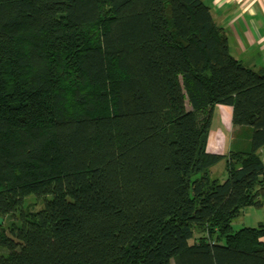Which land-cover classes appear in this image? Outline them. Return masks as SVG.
Returning <instances> with one entry per match:
<instances>
[{
	"label": "trees",
	"instance_id": "obj_1",
	"mask_svg": "<svg viewBox=\"0 0 264 264\" xmlns=\"http://www.w3.org/2000/svg\"><path fill=\"white\" fill-rule=\"evenodd\" d=\"M219 104L249 148L208 150ZM262 147L264 66L203 0H0V264H264Z\"/></svg>",
	"mask_w": 264,
	"mask_h": 264
},
{
	"label": "crops",
	"instance_id": "obj_2",
	"mask_svg": "<svg viewBox=\"0 0 264 264\" xmlns=\"http://www.w3.org/2000/svg\"><path fill=\"white\" fill-rule=\"evenodd\" d=\"M203 1L210 7L215 22L225 30L232 54L236 58L249 63L255 69L263 67L264 0ZM217 110L220 119L218 117L217 125H214V115ZM232 114V106L219 104L215 107L208 140V150L210 152L228 154L232 150L239 151L249 148V139H237L235 137ZM259 153L264 160V147L259 149ZM241 216L244 217L242 225L257 226L259 223L264 222V219L260 218L264 215H259L253 207H247L239 217ZM248 221H254V224Z\"/></svg>",
	"mask_w": 264,
	"mask_h": 264
},
{
	"label": "rangeland",
	"instance_id": "obj_3",
	"mask_svg": "<svg viewBox=\"0 0 264 264\" xmlns=\"http://www.w3.org/2000/svg\"><path fill=\"white\" fill-rule=\"evenodd\" d=\"M179 59H180V65L183 68H185L186 67V63L184 62L182 56H180ZM214 117H215L214 125H217V119H218V117L220 119V114H219L218 110L215 112ZM213 130H214V128H213ZM226 164H227V158H224L220 162H218L217 164H215L212 167V169H211L212 170V176L215 177V178H219L220 180H224L225 178H227V176H228L227 174L228 173H227V170H226ZM35 200H36L35 197H30V198L27 199V203L28 204L29 203H34ZM40 206H41V203L38 201L36 203L35 207H40ZM253 209H254V211H258L259 215H261V214L264 215V208H262V207L261 208H254L253 207ZM247 218H251V217H247ZM252 218H254V217H252ZM260 218H263L264 219V217H260ZM8 219H9L8 217H5L4 218L5 223H3V225H1V227H0L1 230L5 229L6 232L8 231V228H7ZM243 221H244V217L243 216L238 217L235 220V222H234V229L235 230H239L243 226H249V225H242L243 224L242 223ZM248 222L254 224V221L253 222L248 221ZM246 224H249V223H246Z\"/></svg>",
	"mask_w": 264,
	"mask_h": 264
},
{
	"label": "built area",
	"instance_id": "obj_4",
	"mask_svg": "<svg viewBox=\"0 0 264 264\" xmlns=\"http://www.w3.org/2000/svg\"><path fill=\"white\" fill-rule=\"evenodd\" d=\"M234 163H235L236 166H239L240 161L239 160H234Z\"/></svg>",
	"mask_w": 264,
	"mask_h": 264
}]
</instances>
